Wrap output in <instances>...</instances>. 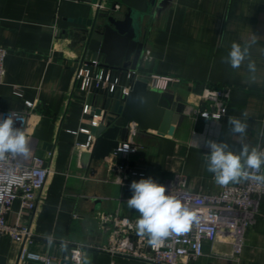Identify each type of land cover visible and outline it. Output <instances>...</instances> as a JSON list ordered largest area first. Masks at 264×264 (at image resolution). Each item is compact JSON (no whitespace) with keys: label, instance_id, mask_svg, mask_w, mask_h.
<instances>
[{"label":"crops","instance_id":"obj_1","mask_svg":"<svg viewBox=\"0 0 264 264\" xmlns=\"http://www.w3.org/2000/svg\"><path fill=\"white\" fill-rule=\"evenodd\" d=\"M94 10L92 0H0V46L7 48L0 108L28 110L26 129L49 169L36 209L20 218L30 233L25 245L56 263L64 245L82 243L80 264H148L100 249L112 226L100 223L97 213L139 216L126 202L131 182L141 178L162 183L182 174L188 190L218 193L221 186L205 167L207 140L226 142L237 152L242 144L264 146V0H169L159 15L147 19L145 44L151 58L139 62V70L169 76L164 91L193 108L200 105L203 87L228 88V107L218 120L184 113L172 135L129 134L139 148L123 158L142 175H131L123 185L108 177L106 159L83 166L88 148L76 143L87 136L72 132L89 128L102 97L94 90L88 96L92 110L83 115L85 93L72 88L74 19L91 17ZM233 42L250 45L248 58L236 69L224 62ZM250 61L255 72L248 68ZM229 117L248 125L243 136L231 131ZM18 208L16 200L7 214L9 223L15 222ZM260 211L264 214V201ZM202 248L189 264H264V216L245 229L238 257H231L227 238L204 240ZM18 252V243L0 236V264H15Z\"/></svg>","mask_w":264,"mask_h":264},{"label":"built area","instance_id":"obj_2","mask_svg":"<svg viewBox=\"0 0 264 264\" xmlns=\"http://www.w3.org/2000/svg\"><path fill=\"white\" fill-rule=\"evenodd\" d=\"M99 10L105 7L104 2L94 3ZM118 8V5L116 6ZM7 48L0 46V83L3 80L5 69L4 59ZM151 58V51L144 46L140 62H147ZM72 88L85 93L82 101V114H88L92 105L88 96L94 90H107V93L116 92L119 96L126 95L136 80L146 81L149 88L165 90L169 76L158 74H145L134 69L112 68L103 64L99 59L83 58L73 60ZM229 90L223 87H203L200 92V105L196 108L185 105L184 113L204 118L220 119L227 112V98ZM11 115L15 121L14 126L22 128L29 137L30 155L28 157H11L0 161V236H8L19 244V252L15 264H28L37 261L41 264H58L48 254L31 251L25 245L30 236L28 227L20 220L23 212H32L39 203V193L44 187L49 169L44 158L34 151V138L26 129L28 110H3L0 108V118ZM96 118V119H94ZM98 118L92 115L90 125H96ZM73 133H85L87 139L84 143H76L78 147L90 148L92 136L89 129L80 127ZM264 150V146H259ZM139 145L128 136L127 141L121 142L106 158L108 177L117 184H126L131 175H142L131 169L128 160L123 154L135 153ZM264 173V167L261 168ZM260 174V173H258ZM84 178V177H83ZM166 187V194L170 192L183 203L192 208L198 216L199 223H193L190 230L181 235H172L166 238L163 244L153 247L148 238L137 234L135 221L138 216L128 217L113 213L98 212L100 223L109 222L111 230L108 243L101 246L114 255L136 258L148 264H189L203 253V241H214L218 237L227 238L231 245V257H238L244 245V232L247 226L259 217L264 216L260 211V203L264 201V184L254 181H242L221 187L215 194L192 192L186 186V178L177 174L160 183ZM18 200L19 208L14 223L7 221V214L11 212L13 203ZM75 216V215H74ZM66 259L70 264L82 262L84 244L69 243ZM99 248V247H98Z\"/></svg>","mask_w":264,"mask_h":264},{"label":"water","instance_id":"obj_3","mask_svg":"<svg viewBox=\"0 0 264 264\" xmlns=\"http://www.w3.org/2000/svg\"><path fill=\"white\" fill-rule=\"evenodd\" d=\"M96 2H104L105 7L95 8L91 17L74 19L78 26L70 35L73 60L99 59L112 68H136L145 46L144 24L149 16L159 15L169 0H92ZM99 93L102 97L92 114L98 122L88 128L93 140L82 154L85 167L105 160L129 134L172 135L186 105L164 90L149 88L143 80H136L123 96L107 90ZM67 253L66 244L58 264H70Z\"/></svg>","mask_w":264,"mask_h":264},{"label":"clouds","instance_id":"obj_4","mask_svg":"<svg viewBox=\"0 0 264 264\" xmlns=\"http://www.w3.org/2000/svg\"><path fill=\"white\" fill-rule=\"evenodd\" d=\"M249 47L247 44L242 47L233 42L224 62L233 69L239 68L249 56ZM248 68L255 72L254 62L250 61ZM14 123L10 114L0 118V161L9 156L26 158L30 155L29 137ZM228 123L234 134L243 136L247 131L248 125L236 117H229ZM205 144L209 149L205 167L213 174L217 185L224 187L242 181L264 184V173H261L264 150L258 145L242 144L237 152L223 141L207 140ZM130 189L132 196L126 203L129 209L139 213L135 221L137 234L147 237L153 247L163 244L166 238L174 234L188 232L194 222L199 223L197 213L192 208L170 192L166 194V187L151 177L132 181Z\"/></svg>","mask_w":264,"mask_h":264},{"label":"rangeland","instance_id":"obj_5","mask_svg":"<svg viewBox=\"0 0 264 264\" xmlns=\"http://www.w3.org/2000/svg\"><path fill=\"white\" fill-rule=\"evenodd\" d=\"M152 17L151 16H149V19H151Z\"/></svg>","mask_w":264,"mask_h":264}]
</instances>
